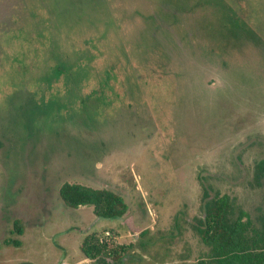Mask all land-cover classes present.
<instances>
[{
  "label": "rangeland",
  "instance_id": "obj_1",
  "mask_svg": "<svg viewBox=\"0 0 264 264\" xmlns=\"http://www.w3.org/2000/svg\"><path fill=\"white\" fill-rule=\"evenodd\" d=\"M171 1L0 0V264H104L80 251L92 233L133 244L118 264H198L202 182L264 209V0H211L226 17L187 0L177 21ZM65 182L120 194L125 215L66 206Z\"/></svg>",
  "mask_w": 264,
  "mask_h": 264
},
{
  "label": "trees",
  "instance_id": "obj_2",
  "mask_svg": "<svg viewBox=\"0 0 264 264\" xmlns=\"http://www.w3.org/2000/svg\"><path fill=\"white\" fill-rule=\"evenodd\" d=\"M177 1L179 2L177 6L171 7ZM195 1L196 3H200V0ZM180 3H187L188 6L190 3L192 5L196 4L193 1L189 3L187 0H174L165 10L167 11L165 14L172 16L175 21H177L176 14L183 13L178 8ZM204 3L205 5L202 4V8L207 11V14L211 13L213 15L219 11L220 15L225 17L228 13V16L232 14L224 6L216 12L211 0H205ZM209 7L211 8L209 9ZM148 19L151 20V16H148ZM218 23L220 30H222V24L227 25L226 28H223L226 30L225 38H221L222 34L219 36L222 41L218 47L219 54H222L224 57L223 50L225 51L230 47V39L233 36V33L231 34L230 32L233 27L230 21L220 20ZM203 26L209 35L214 32L207 25L203 24ZM187 29L189 30V28ZM188 30H186L187 33L189 32ZM196 30L200 31L198 27ZM148 31L149 27L147 26L140 34L145 43H149L147 40L154 35L152 31L150 33ZM187 33L179 35L180 40L187 39ZM199 39L201 40V37ZM206 42L209 41L203 37L201 43L207 44ZM211 43H214V40H211ZM224 58L226 60V56ZM66 71L67 69L63 64H57L51 69V76L58 78L63 74L65 75ZM254 166V181L259 183L264 178V160L258 161ZM202 191L201 216L197 218L192 229L202 244L207 246L208 256L207 261L199 260L197 263L264 264V209L253 219L246 212L238 209L228 196L211 194V189L204 182H202ZM58 195L61 199L60 201L71 208L81 205H91L93 213L99 218H121L127 211L124 198L108 188H93L77 183L65 182L58 189ZM13 225L14 229L20 234L19 220H14ZM14 243L16 245L19 244L18 242ZM132 247L133 244L128 243L127 245L116 244L113 248H109L102 238L92 233L84 237L80 251L84 258L92 260L94 263L105 264L106 260H110L112 263L118 264L128 255V251Z\"/></svg>",
  "mask_w": 264,
  "mask_h": 264
},
{
  "label": "flooded vegetation",
  "instance_id": "obj_3",
  "mask_svg": "<svg viewBox=\"0 0 264 264\" xmlns=\"http://www.w3.org/2000/svg\"><path fill=\"white\" fill-rule=\"evenodd\" d=\"M122 261V260H121Z\"/></svg>",
  "mask_w": 264,
  "mask_h": 264
}]
</instances>
